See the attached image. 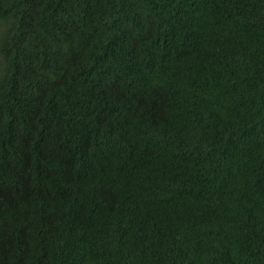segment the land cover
<instances>
[{"label": "trees", "instance_id": "trees-1", "mask_svg": "<svg viewBox=\"0 0 264 264\" xmlns=\"http://www.w3.org/2000/svg\"><path fill=\"white\" fill-rule=\"evenodd\" d=\"M0 264H264V0H0Z\"/></svg>", "mask_w": 264, "mask_h": 264}]
</instances>
